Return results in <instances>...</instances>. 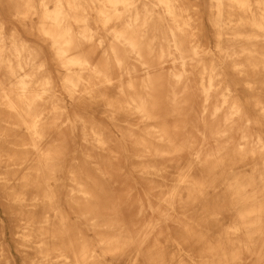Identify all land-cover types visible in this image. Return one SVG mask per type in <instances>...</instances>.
<instances>
[{"label":"clouds","instance_id":"obj_1","mask_svg":"<svg viewBox=\"0 0 264 264\" xmlns=\"http://www.w3.org/2000/svg\"><path fill=\"white\" fill-rule=\"evenodd\" d=\"M0 264H264V0H0Z\"/></svg>","mask_w":264,"mask_h":264}]
</instances>
